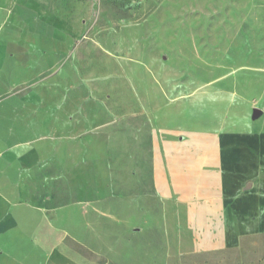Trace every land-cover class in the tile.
<instances>
[{
	"label": "rangeland",
	"instance_id": "1",
	"mask_svg": "<svg viewBox=\"0 0 264 264\" xmlns=\"http://www.w3.org/2000/svg\"><path fill=\"white\" fill-rule=\"evenodd\" d=\"M178 127L261 148L264 200V0H0V220L36 218L29 264H264V204L178 249L152 180Z\"/></svg>",
	"mask_w": 264,
	"mask_h": 264
},
{
	"label": "crops",
	"instance_id": "2",
	"mask_svg": "<svg viewBox=\"0 0 264 264\" xmlns=\"http://www.w3.org/2000/svg\"><path fill=\"white\" fill-rule=\"evenodd\" d=\"M245 144L240 137L231 139L214 130L181 127L162 131L152 140L153 186L166 203L168 233L179 226L185 234L177 239L178 249L224 250L233 243L231 235L261 230L264 200L261 185L252 180L260 174L261 148L255 154L256 147ZM26 218L27 222L19 220L13 213L1 218L0 264H29L34 245L12 243L10 235L15 228L31 232L36 218ZM247 219H253L248 230L240 228Z\"/></svg>",
	"mask_w": 264,
	"mask_h": 264
},
{
	"label": "water",
	"instance_id": "3",
	"mask_svg": "<svg viewBox=\"0 0 264 264\" xmlns=\"http://www.w3.org/2000/svg\"><path fill=\"white\" fill-rule=\"evenodd\" d=\"M261 110H259V109H256L255 110V116H260L261 115Z\"/></svg>",
	"mask_w": 264,
	"mask_h": 264
}]
</instances>
